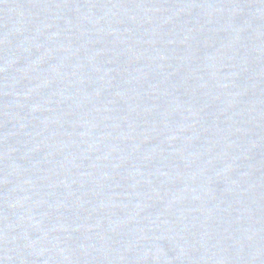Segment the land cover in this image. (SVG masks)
I'll return each mask as SVG.
<instances>
[{"label":"water","instance_id":"1","mask_svg":"<svg viewBox=\"0 0 264 264\" xmlns=\"http://www.w3.org/2000/svg\"><path fill=\"white\" fill-rule=\"evenodd\" d=\"M0 264H264V0H0Z\"/></svg>","mask_w":264,"mask_h":264}]
</instances>
